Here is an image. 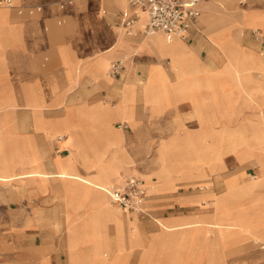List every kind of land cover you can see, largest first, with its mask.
Masks as SVG:
<instances>
[{"label": "crops", "instance_id": "obj_1", "mask_svg": "<svg viewBox=\"0 0 264 264\" xmlns=\"http://www.w3.org/2000/svg\"><path fill=\"white\" fill-rule=\"evenodd\" d=\"M12 2L0 8V183L18 182L11 194L32 208L33 216L17 225L18 239L35 227L33 250L23 249L12 264H60L57 237L40 235L45 226L67 227V263L73 237L83 240L77 250L89 264L103 253L107 262L125 264L135 249L137 264H202L196 258L205 252L203 243L221 253L250 238L263 240L264 206L246 218V227L228 221L244 203L247 209L263 205L256 197L264 196V152L253 179L245 164L253 148L264 150V0H201L185 40L144 35L139 19L125 34L120 14L126 0ZM116 60L122 69L109 75ZM120 122L127 127L116 126ZM232 142L241 149L226 150ZM188 144L193 148L185 153ZM153 147L159 148L158 169H140L138 151ZM217 148L224 152L218 155ZM146 172L149 186L154 175L162 185L175 176L209 180L204 191L168 201L200 207L208 200L215 215L167 216L147 236L135 217L123 216L106 191L89 183ZM62 207L67 220L44 218ZM90 220L96 240L83 232ZM200 223L218 237L206 240ZM118 239L122 252L113 261Z\"/></svg>", "mask_w": 264, "mask_h": 264}, {"label": "rangeland", "instance_id": "obj_2", "mask_svg": "<svg viewBox=\"0 0 264 264\" xmlns=\"http://www.w3.org/2000/svg\"><path fill=\"white\" fill-rule=\"evenodd\" d=\"M122 28V26H120ZM132 29V28H131ZM130 29V33H131ZM122 31L127 34L124 29L122 28ZM162 33H157L156 35H160ZM155 35V34H154ZM109 73V71H108ZM119 75V74H118ZM117 75V76H118ZM251 121L256 122L257 117L256 116H250ZM250 121V122H251ZM120 123H117L116 126H118ZM189 125H193L190 123ZM249 135H252V130H250ZM233 143V142H232ZM238 146V145H237ZM193 148L192 145H186L184 148L185 153L191 151ZM140 148L138 151V158H143L142 161H139L137 164L140 169L145 171H154L158 169V151L159 148L153 147V148ZM232 150L235 152L240 150L241 148H237L234 143L233 146H230V148H227L226 150ZM142 150V151H141ZM148 150V152H143ZM255 155L250 156L249 162L245 164V169L248 173H250V178L253 179L255 177L257 168L259 167V164L256 160V158H259L263 156L264 150L259 146L256 148H253ZM224 151H221V148H217L218 155H221ZM193 155V153H192ZM247 156V157H249ZM164 159V158H163ZM231 158L227 160L228 163V169H231V165L234 163L229 162ZM233 162V161H232ZM125 162L122 164L121 168L125 169L124 167ZM225 169V167H223ZM233 169V168H232ZM144 171V172H145ZM130 177H136L141 181L143 186L146 189V198L143 204V213L137 214H130L131 211H123L122 208L119 206V211L123 216H127L129 219L134 220V217L136 218V223L139 225L140 230L143 234L147 236H151L153 233L157 232L160 229V226L158 225V220H165V217L167 216H173L172 218L182 217V214H186V218H205L210 219V215H215L214 211H211V205H209L208 200H204L202 204H200V207H196L191 203L189 206L183 207L181 205L175 204L173 201H168L169 199L173 200L174 195H184L189 194L193 195L195 193H199L204 191L207 187L210 186L209 180L201 178L202 176H195L190 178H182V177H173L170 179L169 185H162L161 180L159 177L154 175L155 182H152V184L149 186V172L143 173L142 175L136 173L135 175H128L124 178H121L119 182L115 183L113 180L105 178L104 181H101L103 184L108 186L109 188L115 186V188H123L126 184V181ZM18 185V182L12 181L10 183H0V264L6 263V264H12L14 259L19 255L20 252L23 251V249L26 248V251L33 250L30 248H34V239L32 236H34V229L35 227L26 228V231H22V237L20 240L17 237L18 234V228L17 225L26 222L29 220L32 216V208H26L24 206L23 202L18 201L17 196L11 194L12 190H16ZM95 191V190H94ZM109 200L112 202L110 196L107 195ZM246 197V196H245ZM107 198V199H108ZM244 198V196L242 197ZM241 198V199H242ZM257 202L263 204L262 206L255 207L253 209H250V207L247 209L244 206L247 205V203H244L242 209H237L233 211L230 214V219L228 222H233L234 226H236V223H240L246 227V218H248L251 214H256L260 209L264 206V196L258 195L256 197ZM254 200V198H251V201ZM114 203V202H112ZM118 205V204H117ZM116 206V203H115ZM261 207V208H259ZM259 208V209H257ZM257 209V210H256ZM44 215V218L47 219H65L67 220L68 215L65 208L56 209L51 213L46 212ZM46 215V216H45ZM134 215V216H133ZM217 215V214H216ZM126 217V218H127ZM212 220L219 221L220 219L215 218L212 216ZM49 221H47L48 223ZM227 222V223H228ZM89 223L91 225H88V227L83 229L84 234L87 238H93L97 239V227L94 223V220H90ZM88 223V224H89ZM108 223H111V221H108ZM231 224V223H229ZM204 229L201 231H205V239L209 240V237L213 235V238H217V232L213 233L209 231L207 228V223H200L199 224ZM241 228V227H240ZM67 227H51V226H45L42 227V233L40 235L48 234L53 235L57 237L56 249L54 253L59 258L60 264H89L87 261H82L81 258H79L77 247L79 245L83 244V240L76 241L73 237L69 244V262L67 263V257L68 253L67 250H65V245L67 242L65 241V234H66ZM108 230H110V235L108 238H110V251L108 255L111 257V255L114 252V244H113V237H111L112 233V226L108 227ZM240 232L244 231H237L236 234L230 237H236L240 234ZM247 233V232H246ZM130 234L129 236L131 238L135 237V229L131 228L128 232ZM248 234V233H247ZM26 236V240L23 241L24 237ZM226 235V234H225ZM28 236H31V239L27 238ZM117 236V235H116ZM84 237V239L86 238ZM248 237L249 234H248ZM40 238V237H39ZM39 238L37 240H39ZM264 240V237H263ZM261 239H252L250 238V242L247 245L235 247L231 251L227 252H218L215 249V253H210L211 249L209 242L203 243L202 248L204 249L205 245V252H203L202 258H196L199 261L202 262V264H264V242ZM37 244H40V242H36ZM121 240H117V246L121 247ZM116 253L113 255V261L116 259V257L122 252H119V248H116ZM221 249V248H220ZM219 249V250H220ZM143 250H146V246L143 245ZM94 252L97 251V248L94 247ZM30 252V251H29ZM100 254V252H98ZM103 258L96 262L95 264H111V262L105 261L106 253H103ZM140 255V250L135 249L132 252L129 253V255L126 257L125 264H137L138 259ZM220 255V256H219ZM208 256V257H206ZM211 256V257H210ZM110 259L109 257H107ZM39 261V263H36ZM44 260H34V259H27L26 261L19 262V264H45ZM15 263V262H14ZM18 264V263H17Z\"/></svg>", "mask_w": 264, "mask_h": 264}, {"label": "built area", "instance_id": "obj_3", "mask_svg": "<svg viewBox=\"0 0 264 264\" xmlns=\"http://www.w3.org/2000/svg\"><path fill=\"white\" fill-rule=\"evenodd\" d=\"M128 7L121 11L120 25L127 34L140 18L141 10L146 14L143 34L150 35L161 32L167 37L177 36L187 39L189 27L200 14L201 0H126ZM13 7L12 0H0V8ZM39 8V7H38ZM257 37L259 35L257 34ZM122 61L110 63L109 75L117 76L122 69ZM119 127H127L121 123ZM112 202L118 204L123 211L136 214L143 213L146 189L139 179L130 177L123 188L108 190Z\"/></svg>", "mask_w": 264, "mask_h": 264}, {"label": "bare ground", "instance_id": "obj_4", "mask_svg": "<svg viewBox=\"0 0 264 264\" xmlns=\"http://www.w3.org/2000/svg\"><path fill=\"white\" fill-rule=\"evenodd\" d=\"M145 21H146V14H145V12L143 11V10H141V13H140V18H139V23L143 26L144 25V23H145ZM157 33H161V32H155V33H153V34H150V35H156ZM96 51V50H95ZM62 175V174H61ZM1 176V175H0ZM13 176H14V174H13ZM89 183H91L92 185H94L93 187L95 188V189H98L99 191H102V192H104V191H106L107 193H108V190H111L112 188H115V186H113V187H111V188H109L108 186H106L105 184H103L101 181L100 182H95V181H91L90 180V182ZM115 204V203H114ZM117 205V204H116ZM118 207H119V205H117ZM134 213V212H133ZM220 223V222H219ZM195 226V225H194ZM208 226H210V225H208ZM117 248H119L118 250H119V252L121 251V249H120V247L119 246H117Z\"/></svg>", "mask_w": 264, "mask_h": 264}]
</instances>
